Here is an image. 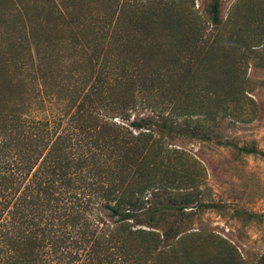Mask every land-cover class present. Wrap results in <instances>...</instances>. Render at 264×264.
Masks as SVG:
<instances>
[{"label":"trees","instance_id":"1","mask_svg":"<svg viewBox=\"0 0 264 264\" xmlns=\"http://www.w3.org/2000/svg\"><path fill=\"white\" fill-rule=\"evenodd\" d=\"M107 1L109 9L92 0L24 2L31 59L23 71L39 106L0 102L2 264H29L39 251L78 258L72 249L86 251L79 257L89 262L134 264L123 247L147 246L154 234L133 224L151 214L178 217L187 208L161 199L167 183L140 165L151 152L155 160L175 158L178 149L162 145L158 135H209L213 130L197 122L212 117L211 108L186 103L190 87L170 86L180 72L163 51L164 10L154 0ZM212 12L216 24L215 4ZM156 94L165 98L154 102ZM171 234L172 228L163 232L165 239Z\"/></svg>","mask_w":264,"mask_h":264},{"label":"rangeland","instance_id":"2","mask_svg":"<svg viewBox=\"0 0 264 264\" xmlns=\"http://www.w3.org/2000/svg\"><path fill=\"white\" fill-rule=\"evenodd\" d=\"M16 1L0 0V102L15 107L24 99L37 107V90L23 71L31 59L29 31L23 25L26 0ZM92 3L107 9L113 4L107 0ZM154 5L164 10L159 22L168 40L163 47L166 59L180 72L173 75L176 80L170 86L174 92L190 87L185 102L204 104L203 110L211 108L212 117H201L197 124L213 131L199 137H156L178 153L166 161L163 157L155 160L151 152L140 171L146 169V175L167 183L161 199L170 197L187 208L178 217L173 213L141 217L133 225L152 231L154 241L123 249L134 264H264V156L240 150L252 147L264 152V0H154ZM164 98L156 94L154 102ZM38 109L44 115L45 108L40 105ZM195 124L190 121L188 130ZM103 213L110 221L117 219ZM170 228L172 234L165 239L163 232ZM71 252L78 253V258L59 252L47 257L39 251L29 264H106L101 257L91 262L79 257L86 253L82 249Z\"/></svg>","mask_w":264,"mask_h":264}]
</instances>
